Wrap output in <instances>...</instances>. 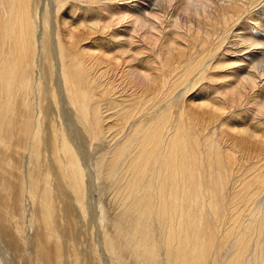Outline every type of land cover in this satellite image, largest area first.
Instances as JSON below:
<instances>
[{
  "label": "bare ground",
  "instance_id": "bare-ground-1",
  "mask_svg": "<svg viewBox=\"0 0 264 264\" xmlns=\"http://www.w3.org/2000/svg\"><path fill=\"white\" fill-rule=\"evenodd\" d=\"M174 2L0 0L8 249L30 240L36 264H264V50L246 33L264 31V0ZM90 172L114 198L97 200L104 248L84 257L62 238L95 224Z\"/></svg>",
  "mask_w": 264,
  "mask_h": 264
},
{
  "label": "rangeland",
  "instance_id": "rangeland-1",
  "mask_svg": "<svg viewBox=\"0 0 264 264\" xmlns=\"http://www.w3.org/2000/svg\"><path fill=\"white\" fill-rule=\"evenodd\" d=\"M179 1L180 0H176V2H178L177 4H180L179 3ZM182 1V0H181ZM197 2H204V3H206L205 2V0L203 1V0H196ZM176 2H174L173 4L176 6L177 4H176ZM184 3V2H183ZM207 5H208V2L206 3ZM174 6V7H175ZM167 19H169V18H167ZM164 26H166V24L164 25ZM263 30V27L262 28H257V30H255V32H253V30H250V29H246V33H247V36H250L253 40L255 39V41H257V42H260L261 44H262V46H261V48L264 50V35H263V33H264V31H262ZM258 36V37H257ZM260 39L261 40H263L262 42L260 41ZM139 69H141V71H145V69L144 68H139ZM109 76V75H108ZM108 76H104V77H102L101 78V81H102V83L103 84H105V83H108V82H110V80L111 79H114V81H115V78L113 77V75H111L110 74V78L108 77ZM108 79H109V81H108ZM116 79H118V80H116L115 82H116V85H117V87L119 88V91L117 90V92L119 93L120 92V94H121V92H122V90H126L125 92L123 91L122 92V94H125V95H127V94H129L130 95V93H131V91H130V89L128 90V88H129V86H128V88H126V86L124 85V83H123V80L121 81L118 77H116ZM119 81V82H118ZM128 81H129V83L131 84L132 82L128 79ZM111 82H113V80H111ZM120 82H122V85L125 87V88H122L123 86L121 85V83ZM127 82V81H126ZM119 83V84H118ZM156 83L157 84H160V80H158V81H156ZM129 84V85H130ZM130 86H132V85H130ZM121 90V91H120ZM128 91V92H127ZM130 92V93H129ZM198 93V92H197ZM197 93H195V94H197ZM121 94V95H122ZM155 93L153 92V93H151V95H150V97L151 96H153ZM156 95V94H155ZM194 94H192L191 96H189L188 97V99H187V102H189L190 104H191V106L193 105L191 102L193 101V98H194ZM209 99H211V97L209 98ZM188 103V104H189ZM253 111H255V110H249V112H251V114L252 115H254L255 113L253 112ZM51 118H52V115H51ZM50 119V118H49ZM48 118L45 120V123H46V121H47V123L46 124H48L49 123V121L51 120H49ZM65 120V119H64ZM250 123H251V121H249ZM45 123H44V126L45 127H47L48 125H45ZM66 123H68L67 121H65V124ZM70 123H68V124H66V125H69ZM71 125V124H70ZM70 128H71V130H72V133H73V135L76 137V135H78L76 138H77V141L79 142V145L80 146H82L81 147V149L82 150H86V149H89V150H86L85 152H87V151H89V152H91L90 151V148L89 147H87L88 146V140H87V138L85 137V135H83V131H82V129H80V127L78 126V125H74V126H70ZM76 130H77V132H76ZM83 139V140H82ZM93 153V152H92ZM89 155H91V153L89 154ZM89 162V160L88 161H86L85 162V164L86 165H88L89 164V166H91L90 164L91 163H88ZM86 167V166H85ZM88 167V166H87ZM86 167V168H87ZM244 167V166H243ZM245 167H248L247 165H245ZM88 168H90V167H88ZM88 168H87V170H88ZM91 168H92V166H91ZM90 170H93V168L92 169H90ZM92 172V171H91ZM91 172H90V174H91ZM89 174V175H90ZM91 175H93V178H94V182L92 181V177H90L91 179L89 180V182L88 183H94L95 185H93V186H95V187H93L92 188V185H91V187H90V184L88 185L89 186V188H90V190L88 189V196L87 197H89V198H91V199H89V201H91V203H90V206H91V208H90V211H91V214L94 216V219H93V221H94V223L96 222V220H97V218H96V208H95V206H96V202H97V200H99L100 198H103V199H107L106 200V202L107 203H111L110 202V200H111V198H114V194L109 190V188L105 185V184H103V185H100V186H98V183L101 181V180H103L104 178H100L99 180V182L97 183L96 181H97V179H96V181H95V177H94V172H93V174H91ZM88 188V187H87ZM25 221H26V218H25ZM25 225L27 224L26 222L24 223ZM97 224H98V220H97ZM96 223L94 224L95 225V227H94V225L90 222L89 224H88V228L89 229H85V227L87 228V226H85V227H81L80 228V226H76L74 229L75 230H73L74 232H73V234L75 235V236H77L76 238H78V239H75V236L74 235H72V237L74 236V238H73V242H71V239H72V237H70V241H69V236H66V237H68V238H66L65 236H63V238H62V242H65V241H67V239H68V241H69V244H67L68 243V241H67V243H62V245H64V247H65V250L66 249H68V247H69V245H70V243L71 244H73V245H76L77 244V246L76 247H78L79 249H77V250H79V252L80 253H82L81 255L83 256V254H84V257H85V255H88L89 256V254H91L92 253V248L95 246H97L98 248H99V246L102 244V247H103V237L101 236V229L99 228V230L97 229V225ZM25 225H24V228L26 229V230H24L25 232H27V231H31L30 232V236H31V233H32V230L33 229H31L30 228V226L27 224L26 226H28L29 227V229H28V227H25ZM86 225H87V223H86ZM89 225H92L93 227H94V229L92 230V226H91V228L89 227ZM83 228V229H82ZM28 229V230H27ZM79 231H77V230ZM80 229H82V230H80ZM76 231V232H75ZM88 231V232H87ZM100 231V232H99ZM25 232H24V234H25ZM78 232V233H77ZM92 234H91V233ZM6 233V232H5ZM9 234V233H8ZM11 235V234H10ZM2 236V233H0V237ZM5 236H8L7 234H5L4 235V233H3V237H1V238H5L7 241H5L4 239L1 241V238H0V262L2 261V263H0V264H22L23 262H25V264H36L35 262H34V258H33V256H32V254L31 253H29V252H32L31 251V249H33V247H32V244L29 242L30 240H27L26 241V243H23L24 245H26L27 244V248L31 245V247H29V249H26V250H24V245L22 246V245H20V242H18V241H16L15 243H12V245H10L11 247V249L9 248L8 249V244H6L7 242H10V240H8V239H10V238H6ZM25 236H26V234H25ZM27 237H29V235L27 234ZM95 237V238H94ZM3 243H5L6 245H4ZM17 243H19V245L17 244ZM76 243V244H75ZM10 244H11V242H10ZM14 244V245H13ZM80 244V245H79ZM17 245V246H16ZM65 245H67V247L65 246ZM13 246L14 247H16V249L15 248H13ZM20 246H22L23 248H20ZM19 247V248H18ZM96 247V248H97ZM104 248V247H103ZM28 250H29V252H28ZM27 252V254H25L24 255V253H26ZM10 252V253H9ZM10 255H8V254ZM87 253V254H86ZM23 254V255H22ZM28 254H30L31 255V258H33L32 260H33V262H32V260H30V255H28ZM16 255V256H15ZM21 255L22 256H26V258H24L23 260L24 261H22V260H20V259H22V257H21ZM9 256V257H8ZM88 256H86V257H88ZM18 258H19V260H18ZM27 258H29V260L27 259ZM89 258H91V257H88V259ZM8 259V260H7ZM19 261V263H17L18 261ZM20 261H22V262H20ZM31 261V262H30ZM24 264V263H23Z\"/></svg>",
  "mask_w": 264,
  "mask_h": 264
}]
</instances>
